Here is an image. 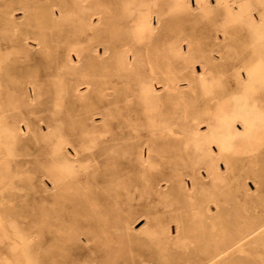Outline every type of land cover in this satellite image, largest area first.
Masks as SVG:
<instances>
[{
	"label": "rangeland",
	"instance_id": "obj_1",
	"mask_svg": "<svg viewBox=\"0 0 264 264\" xmlns=\"http://www.w3.org/2000/svg\"><path fill=\"white\" fill-rule=\"evenodd\" d=\"M262 107L264 0H0V264H264Z\"/></svg>",
	"mask_w": 264,
	"mask_h": 264
},
{
	"label": "bare ground",
	"instance_id": "obj_2",
	"mask_svg": "<svg viewBox=\"0 0 264 264\" xmlns=\"http://www.w3.org/2000/svg\"><path fill=\"white\" fill-rule=\"evenodd\" d=\"M80 5H85L87 0H78ZM196 6V5H195ZM188 7V6H187ZM87 12L90 10V9H86ZM229 13V12H228ZM103 16H104V13L102 12H90V13H87V17H86V20H87V23H88V27H90V30L91 31H94L93 27H94V21L93 18L96 17L97 18V22H96V26L98 25H101L102 24V19H103ZM36 22V26L39 28L40 32H41V41H42V48H48L47 46V43H46V37H45V34H44V30H46L47 28V25L48 24H53V20L49 17L48 18V15H45V16H41L40 18H37L35 20ZM125 47V45H122L120 46V48H123ZM102 51H103V54L101 55L100 54V51L98 49H94L92 52L94 54V57L96 60L100 61V60H103V57L109 52V48L107 46H103L102 47ZM120 51V50H119ZM130 52H133L131 48H128L127 50H125L123 53L125 55H128ZM70 54V53H69ZM135 53L132 54V62L135 63L136 62V58H135ZM146 56L147 58L149 57V52L147 51L146 52ZM72 60V59H71ZM74 60V59H73ZM128 62V61H127ZM77 65V64H76ZM150 65V64H149ZM261 65V64H260ZM129 68V67H128ZM199 73V72H198ZM89 88V85H87L86 87V91L88 90ZM157 90V89H156ZM74 91L80 93L81 95H83L85 93L84 89L82 90H78L77 88L74 89ZM83 91V92H82ZM92 107V105H89L87 106L85 109L88 111V109H90ZM227 105H225L224 103H220L216 106V110L215 112L220 114L224 109H227ZM258 108V107H257ZM263 108V107H262ZM264 109V108H263ZM256 116V115H255ZM17 124V123H16ZM19 129H22L19 127ZM42 129V128H41ZM27 130V129H26ZM24 131V130H23ZM239 131V130H238ZM9 132V131H8ZM11 133V132H10ZM25 133V132H24ZM6 134V133H5ZM260 134V133H259ZM17 135V134H16ZM19 135V134H18ZM255 135V134H254ZM262 135V134H261ZM239 137V136H238ZM253 137V136H251ZM14 138V136L12 137ZM241 138V137H240ZM245 138V137H244ZM208 139V138H207ZM243 140V139H241ZM252 140V139H251ZM262 141H260L258 143L259 144H262L264 142V139H261ZM211 140H209L208 142H210ZM213 142V141H211ZM8 144V143H7ZM214 144V143H212ZM218 144V143H217ZM210 145V144H209ZM211 147V146H210ZM255 147V144H253L252 142H249L248 140H246L245 142H239L238 144L235 145V147L233 148V154H235L236 156L238 155H243V154H246L248 152H251ZM220 151V150H219ZM228 151V149L226 150ZM7 152V151H6ZM208 152V151H207ZM210 153V152H209ZM229 153V152H228ZM8 154V153H7ZM214 154V153H213ZM225 167L227 168L228 167V164L226 163L225 164ZM77 168V167H76ZM87 168V167H86ZM73 169V168H72ZM217 171V169H216ZM87 172V171H86ZM59 178H56L54 179V185H59V189L60 190H69L71 189L70 188V184L72 183V179L70 177H68L66 175V171L62 168V170L59 171ZM76 173V172H75ZM84 175V174H83ZM62 177H65L66 181H63L62 183ZM107 180H108V184L110 185H116L117 184V181L115 180V175H109L106 177ZM93 181H96L98 182V179H94ZM218 182V181H217ZM86 185H88V182H86ZM4 199V198H3ZM224 236V235H222ZM226 236V235H225ZM228 238V237H227ZM245 238V237H244ZM237 243V242H236ZM235 243V244H236ZM240 243V242H239ZM225 253V252H224ZM242 253V252H241ZM240 253V254H241ZM245 254V253H244ZM243 256V255H242ZM219 257V256H218Z\"/></svg>",
	"mask_w": 264,
	"mask_h": 264
}]
</instances>
